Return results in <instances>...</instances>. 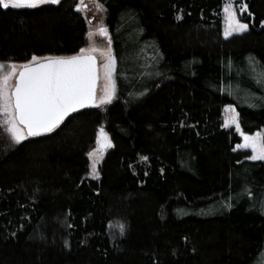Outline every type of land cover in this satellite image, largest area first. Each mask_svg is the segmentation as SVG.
I'll list each match as a JSON object with an SVG mask.
<instances>
[{"label": "trees", "instance_id": "obj_1", "mask_svg": "<svg viewBox=\"0 0 264 264\" xmlns=\"http://www.w3.org/2000/svg\"><path fill=\"white\" fill-rule=\"evenodd\" d=\"M95 1L116 98L17 144L0 126V264H264V161L222 124L233 106L264 137V0H234L249 30L230 38L225 0ZM77 6L0 7V62L78 55ZM100 129L112 146L90 180Z\"/></svg>", "mask_w": 264, "mask_h": 264}, {"label": "snow or ice", "instance_id": "obj_2", "mask_svg": "<svg viewBox=\"0 0 264 264\" xmlns=\"http://www.w3.org/2000/svg\"><path fill=\"white\" fill-rule=\"evenodd\" d=\"M60 0H0V7L7 9L29 7L35 8L42 4H59ZM98 8L103 5L97 3ZM242 5V10L247 9ZM80 10V6H77ZM227 13V27L225 36L233 32H243L248 25L240 22L232 6L225 8ZM264 23V22H262ZM101 34H107V28L99 29ZM92 36V33H89ZM94 47L80 49V55L71 57H38L33 55L31 60L19 65L9 61L0 62V123L7 125V131L11 138L19 143L26 136H37L42 132H51L70 112L82 108L87 104L97 103L95 97L96 67L95 59L89 52L95 51ZM105 78L108 85L104 96L99 98V104L110 103L115 95L116 87L114 75L116 72V58L111 53V38H109V49L107 63L104 65ZM18 73V74H17ZM15 76L14 86L9 81ZM258 83H264V69L259 73ZM233 115L225 120V127L229 122L236 124L237 131L240 130L237 114L231 106L226 109ZM26 129V132H25ZM244 139L238 147L251 148L253 155L251 160H264V137L260 133L248 136L241 133ZM103 137V147H111L107 134L100 129L97 138L98 144ZM96 151V150H94ZM93 157L94 152L88 153ZM146 159V158H145ZM96 160L93 161L91 171L97 175Z\"/></svg>", "mask_w": 264, "mask_h": 264}, {"label": "rangeland", "instance_id": "obj_3", "mask_svg": "<svg viewBox=\"0 0 264 264\" xmlns=\"http://www.w3.org/2000/svg\"><path fill=\"white\" fill-rule=\"evenodd\" d=\"M78 5L80 6V10L79 12L82 14V16L84 17L85 21L87 22V42H86V46L84 47V49H88L90 47H94L96 50L89 52L87 54L96 57L97 61H98V86H97V92H96V100L97 103L94 104L95 107H100L103 108L104 106L110 104L113 100H115L116 98V91H115V95L113 96L112 100L110 103H105V104H99V98L104 96L105 94V88L108 85V81L105 78V69H104V65L105 63H107V53H108V49H109V32L107 30V34H101V32L99 31L100 28L105 27L104 25V10L103 8H98L97 7V2L95 0H78ZM229 5L232 6V10L235 12L237 18L240 20V22L242 23H246L248 25L247 30L243 31V32H233L231 35L229 36H225V30L227 27V13L225 12V8L228 7ZM12 8V7H9ZM23 8V7H21ZM246 10H242V7L240 5L235 4L234 0H225L224 6H223V10H222V34L224 38H230L236 35H240L243 34L245 32H247L249 30V24L246 22V20L244 19L246 17ZM106 28V27H105ZM92 33V36H89V33ZM112 53V51H111ZM80 51L78 53V55H80ZM113 55V54H112ZM19 65L18 66V70H19ZM7 66V63H6ZM18 74V73H17ZM114 80H115V76H114ZM9 84L11 86H14L15 84V76L9 81ZM115 87H116V82H115ZM229 106L224 107L223 109V116H222V124L223 126L225 125V120L229 117H231L233 115V113L231 111H227L226 109H228ZM232 108L235 109V107L231 106ZM235 114H237V118H238V122L240 125V121H239V117H238V113L235 109ZM0 119H2V117H0ZM0 126L3 128V130L5 131L6 135L8 136V138L15 144H17L12 138H11V134L7 131V125L6 124H2L0 123ZM225 127V126H224ZM225 128H233L239 135V137L241 138V142L239 145H242L244 143V139L243 136L241 135V133L245 134L240 126V130L237 131L236 128V124L232 123L231 121L229 122V126L225 127ZM257 133H260L262 136L261 132H254L252 134H245L248 136H255ZM100 135V131L98 133V136ZM97 136V138H98ZM108 140L109 136L107 135ZM24 140V139H23ZM22 141V140H21ZM20 141V142H21ZM104 141H103V137H101L100 139V143L98 144L97 139L95 142V146L94 149L91 152H94L93 157H89V173L87 178L90 180H97L100 177V165L106 155V153L109 151V149L111 147H103ZM237 150H245L248 151L250 153V156L253 155L251 148H243V147H236ZM96 150V151H94ZM96 160V171H97V175H93L92 171H91V166L93 161ZM254 161H264V160H254ZM112 231H114L115 235L118 236L119 234H121V227L119 226H113L111 227Z\"/></svg>", "mask_w": 264, "mask_h": 264}, {"label": "water", "instance_id": "obj_4", "mask_svg": "<svg viewBox=\"0 0 264 264\" xmlns=\"http://www.w3.org/2000/svg\"><path fill=\"white\" fill-rule=\"evenodd\" d=\"M92 57H94V56H92ZM94 59H95V67H96V74H97V80H96V88H95V97H96V92H97V86H98V61H97V59H96V57H94ZM15 82H16V79H15ZM15 85V84H14ZM95 104V103H94ZM94 104H87L86 106H84V107H82V108H77V110H75V111H73V112H70L68 115H66L65 117H64V119L59 123V125L67 118V117H69L70 115H72V114H74V113H77V112H79V111H82V110H85V109H88V108H91V107H93L94 106ZM58 125V126H59ZM57 126V127H58ZM57 127H55V128H57ZM54 128V129H55ZM53 129V130H54ZM52 130V131H53ZM51 131V132H52ZM25 132H26V129H25ZM50 132H42L41 134H39V135H37V136H41V135H45V134H49ZM27 138H32V137H36V136H26Z\"/></svg>", "mask_w": 264, "mask_h": 264}]
</instances>
